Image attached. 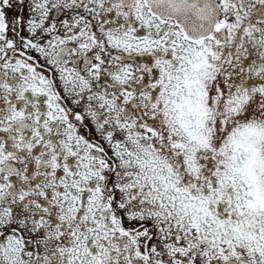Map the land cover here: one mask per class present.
<instances>
[{"label": "snow or ice", "instance_id": "snow-or-ice-1", "mask_svg": "<svg viewBox=\"0 0 264 264\" xmlns=\"http://www.w3.org/2000/svg\"><path fill=\"white\" fill-rule=\"evenodd\" d=\"M0 264H264V0H0Z\"/></svg>", "mask_w": 264, "mask_h": 264}]
</instances>
